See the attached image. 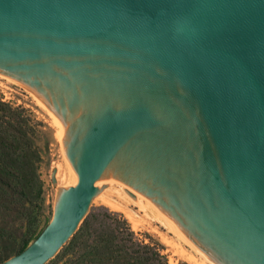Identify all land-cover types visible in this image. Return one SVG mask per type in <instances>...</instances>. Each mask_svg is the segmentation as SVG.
Segmentation results:
<instances>
[{
    "label": "water",
    "instance_id": "water-1",
    "mask_svg": "<svg viewBox=\"0 0 264 264\" xmlns=\"http://www.w3.org/2000/svg\"><path fill=\"white\" fill-rule=\"evenodd\" d=\"M0 78L77 178L0 264L54 258L98 179L212 264H264V0H0Z\"/></svg>",
    "mask_w": 264,
    "mask_h": 264
},
{
    "label": "trees",
    "instance_id": "trees-1",
    "mask_svg": "<svg viewBox=\"0 0 264 264\" xmlns=\"http://www.w3.org/2000/svg\"><path fill=\"white\" fill-rule=\"evenodd\" d=\"M34 135V123L27 111L0 99V263L23 251L43 230L32 232L36 219L30 196L33 186L39 184L32 181L37 178L40 161ZM8 217L22 221L25 232L16 236ZM121 223L116 235L102 238L98 244L83 241L79 226L67 242L71 258L66 264H165L151 243H145L125 222Z\"/></svg>",
    "mask_w": 264,
    "mask_h": 264
},
{
    "label": "rangeland",
    "instance_id": "rangeland-1",
    "mask_svg": "<svg viewBox=\"0 0 264 264\" xmlns=\"http://www.w3.org/2000/svg\"><path fill=\"white\" fill-rule=\"evenodd\" d=\"M0 99L12 107L24 108L34 123V144L40 161L36 170L37 178L32 182H39V184L33 186L30 197L34 203L31 210L32 216L36 219L32 232L37 234L51 220L59 190L66 188L64 183L68 181L69 174L64 170L63 183L58 182V179L53 181L56 165L61 164L65 168V162L51 116L23 88L2 78H0ZM97 189L98 194L93 198L87 215L79 225L83 229L81 238L83 241L88 244H98L102 238L116 235L118 227H122L121 222H125L135 236L144 240L145 243H151L159 251L165 264H192L188 260V254L199 258L185 245H182V248L187 251V254H182L180 249L165 243L164 237L175 242L174 244L178 242L158 221L144 215L136 207L128 206L117 199L113 193L114 187L103 181ZM102 197L111 199L116 206L121 205L118 208L111 207ZM122 206L124 209L119 208ZM7 220L16 236L25 232L26 225L22 221L15 217H8ZM67 244L46 264L68 263L71 255H68L70 251L66 250Z\"/></svg>",
    "mask_w": 264,
    "mask_h": 264
},
{
    "label": "bare ground",
    "instance_id": "bare-ground-1",
    "mask_svg": "<svg viewBox=\"0 0 264 264\" xmlns=\"http://www.w3.org/2000/svg\"><path fill=\"white\" fill-rule=\"evenodd\" d=\"M34 99V98H33ZM35 100V99H34ZM36 101V100H35ZM37 102V101H36ZM38 103V102H37ZM64 162H65V168L62 167L61 164H57L56 167H55V179H58V182H64V176H63V172L64 170L69 174V179L68 181H66L64 184V186L67 188V187H74L76 185V182H77V178H76V174L75 172H73V168L68 160V157H65L64 156ZM57 171V172H56ZM65 173V172H64ZM60 178V179H59ZM101 182L103 183L102 179H98V181H96L95 183V187H98ZM115 191H113V193H115V196L117 199H119L120 201H122L124 204L126 205H132L134 207L137 208L138 211L144 213V215L146 216H149V218L151 217L152 219L156 220L151 214H149L144 208H142L137 202H135L132 198L128 197L127 195L123 194L122 192H120L119 190H116L114 189ZM101 197V196H100ZM103 198V197H102ZM103 200L111 207H116L118 208V206H116L111 199H108V198H103ZM119 208H123L122 207H119ZM127 208V207H126ZM125 208V209H126ZM124 209V208H123ZM131 216V215H130ZM158 221V220H156ZM135 222V221H134ZM159 222V221H158ZM160 223V222H159ZM161 224V223H160ZM162 225V224H161ZM169 233L172 234L173 237L176 238L177 242L176 244H174L172 241L168 240L167 237L163 238L164 242L171 245V246H174L178 249L181 250V253L182 254H187L186 252L187 251H184L183 248H182V245H185L187 246L184 242H182L178 237H176L171 231H169L164 225H162ZM173 239V238H172ZM188 247V246H187ZM189 248V247H188ZM191 249V248H189ZM191 251L193 253H195L196 255L199 256V258L195 257L194 255H191V254H188V260L192 263V264H212L211 262H209L208 260H206L205 258H203L202 256H200L198 253H196L195 251H193L191 249Z\"/></svg>",
    "mask_w": 264,
    "mask_h": 264
}]
</instances>
